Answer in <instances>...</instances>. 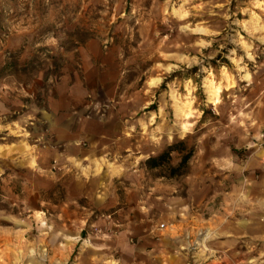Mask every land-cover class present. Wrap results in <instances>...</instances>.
I'll return each instance as SVG.
<instances>
[{"label":"rangeland","instance_id":"1","mask_svg":"<svg viewBox=\"0 0 264 264\" xmlns=\"http://www.w3.org/2000/svg\"><path fill=\"white\" fill-rule=\"evenodd\" d=\"M0 264H264V0H0Z\"/></svg>","mask_w":264,"mask_h":264},{"label":"crops","instance_id":"2","mask_svg":"<svg viewBox=\"0 0 264 264\" xmlns=\"http://www.w3.org/2000/svg\"><path fill=\"white\" fill-rule=\"evenodd\" d=\"M80 134H83V135H85V134H87V130H83V131H79L78 132V136L80 135ZM96 134V136L97 137H100V138H102L103 137V135H104V132H103V130L102 131H98L97 133H95ZM100 140V139H99ZM97 143H98V141H97ZM102 146V145H101ZM99 151V152H98ZM81 153H82V151H81ZM93 153H98L100 156H102L101 154H103V146L100 148V150H95L94 152H90V151H88V152H84V154H82V159H86V157L88 158L89 157V159H92V154ZM97 157V156H96ZM97 158H100V157H97ZM97 158H96V160H97Z\"/></svg>","mask_w":264,"mask_h":264},{"label":"trees","instance_id":"3","mask_svg":"<svg viewBox=\"0 0 264 264\" xmlns=\"http://www.w3.org/2000/svg\"><path fill=\"white\" fill-rule=\"evenodd\" d=\"M163 156H160L158 158H150L147 161V164L149 165V167H155L156 166V162L158 161V159H161Z\"/></svg>","mask_w":264,"mask_h":264}]
</instances>
